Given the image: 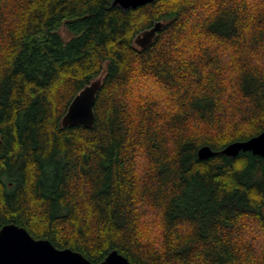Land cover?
Here are the masks:
<instances>
[{
  "label": "trees",
  "instance_id": "trees-1",
  "mask_svg": "<svg viewBox=\"0 0 264 264\" xmlns=\"http://www.w3.org/2000/svg\"><path fill=\"white\" fill-rule=\"evenodd\" d=\"M112 3L0 0V228L94 263L264 264V157L221 152L264 131V0ZM98 79L94 125L64 126Z\"/></svg>",
  "mask_w": 264,
  "mask_h": 264
},
{
  "label": "water",
  "instance_id": "water-1",
  "mask_svg": "<svg viewBox=\"0 0 264 264\" xmlns=\"http://www.w3.org/2000/svg\"><path fill=\"white\" fill-rule=\"evenodd\" d=\"M153 0H113V5L123 10L137 8ZM164 23L155 25L137 35L135 42L141 47L149 46L163 28ZM102 86L100 79L85 86L71 101L63 117L64 126L84 125L91 127L96 120L95 103ZM241 151H252L264 157V131L244 141H235L222 149V153L237 156ZM216 152L208 145L198 150L201 159ZM0 264H135L128 257L112 250L100 263H94L81 252L70 247L58 248L49 239L35 238L23 226L7 223L0 228Z\"/></svg>",
  "mask_w": 264,
  "mask_h": 264
}]
</instances>
